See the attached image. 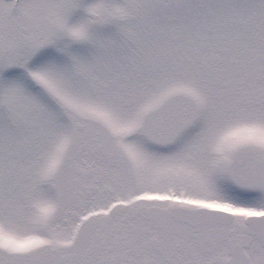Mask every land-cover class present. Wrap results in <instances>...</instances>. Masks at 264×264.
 <instances>
[{
  "label": "snow or ice",
  "instance_id": "snow-or-ice-1",
  "mask_svg": "<svg viewBox=\"0 0 264 264\" xmlns=\"http://www.w3.org/2000/svg\"><path fill=\"white\" fill-rule=\"evenodd\" d=\"M0 264H264V0H0Z\"/></svg>",
  "mask_w": 264,
  "mask_h": 264
}]
</instances>
